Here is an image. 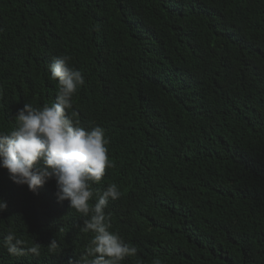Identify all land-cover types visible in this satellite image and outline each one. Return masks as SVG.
<instances>
[{
	"label": "trees",
	"instance_id": "1",
	"mask_svg": "<svg viewBox=\"0 0 264 264\" xmlns=\"http://www.w3.org/2000/svg\"><path fill=\"white\" fill-rule=\"evenodd\" d=\"M62 55L85 79L69 114L109 140L114 167L93 188L121 191L105 212L138 248L124 264H264V0H0V132L55 101ZM55 193L0 168V239L40 246L0 248V264L85 252V217Z\"/></svg>",
	"mask_w": 264,
	"mask_h": 264
},
{
	"label": "clouds",
	"instance_id": "2",
	"mask_svg": "<svg viewBox=\"0 0 264 264\" xmlns=\"http://www.w3.org/2000/svg\"><path fill=\"white\" fill-rule=\"evenodd\" d=\"M70 57L62 55L48 66L49 79L58 81L55 101L43 107L25 103L16 116V126L10 132H0V168L18 186H27L36 194L49 181H55L58 203L68 201L82 217L81 231L91 233L83 254L68 264H124L126 258L137 257L138 248L111 231V216L105 209L110 201L120 198L117 184H108L102 193L93 185L99 184L106 168L114 165L107 155L109 140L104 129L81 126L75 114H69L72 98L85 85L81 71L70 66ZM98 196L94 204L90 203ZM7 203L0 200V213ZM0 248L17 260L25 255L39 256V244L25 246V241L9 232L0 239ZM58 243L52 239L48 250L55 253ZM137 264H143L137 260ZM153 264H161L156 259Z\"/></svg>",
	"mask_w": 264,
	"mask_h": 264
}]
</instances>
